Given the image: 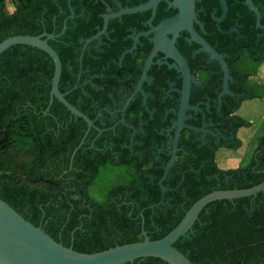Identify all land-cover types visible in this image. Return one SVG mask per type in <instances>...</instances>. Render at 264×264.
I'll use <instances>...</instances> for the list:
<instances>
[{"label":"flooded vegetation","instance_id":"obj_1","mask_svg":"<svg viewBox=\"0 0 264 264\" xmlns=\"http://www.w3.org/2000/svg\"><path fill=\"white\" fill-rule=\"evenodd\" d=\"M54 1L53 30L46 33L56 35L48 44L64 69L59 90L91 121L88 126L57 100L60 144L61 128L72 121L83 131L89 164L140 174L154 197L145 208L151 216L175 197L182 198L181 210L193 188L231 190L232 169H207L210 154L238 148L237 111L250 99L243 61L264 58V0H252L261 26L245 0H225V12L221 0H195V36L166 22L178 13L172 0L145 9L138 8L150 0ZM251 159L240 168L254 171ZM122 183L112 180L108 187Z\"/></svg>","mask_w":264,"mask_h":264},{"label":"trees","instance_id":"obj_2","mask_svg":"<svg viewBox=\"0 0 264 264\" xmlns=\"http://www.w3.org/2000/svg\"><path fill=\"white\" fill-rule=\"evenodd\" d=\"M56 7L54 0H0V42L13 35L52 32ZM53 70L50 57L31 46L13 45L0 53V198L55 241L82 253L141 241L142 226L151 240L162 238L195 201L210 191L190 189L189 200L181 210L178 206L182 198L175 197L169 204L155 207L156 215L151 216L145 208L154 199L152 192L140 174L132 171L126 176L117 173L113 180L125 183L110 185L105 201L96 200L90 193L91 186L108 165L89 164L84 144L70 165L83 131L71 121L67 129L61 128L64 142L60 144L55 121L60 104L55 98L48 110L51 115L44 114ZM248 76L244 71V89L251 98L255 94ZM239 119L238 127L249 126ZM238 144L239 140L233 148ZM255 154L249 165L255 166L254 171L239 167L227 172L235 175L230 189H246L263 181L264 136ZM213 158L210 154L213 164L207 174L225 173ZM193 229L189 238L174 243L193 264H264V192L207 204ZM134 261L165 263L154 257Z\"/></svg>","mask_w":264,"mask_h":264},{"label":"water","instance_id":"obj_3","mask_svg":"<svg viewBox=\"0 0 264 264\" xmlns=\"http://www.w3.org/2000/svg\"><path fill=\"white\" fill-rule=\"evenodd\" d=\"M161 0H150L138 9L156 6ZM248 8L254 12L256 22L260 25V12L252 0H245ZM172 5L178 10L175 17L166 22L179 27H186L192 34V23L196 18L195 0H172ZM223 11L226 9L225 0H221ZM137 9V10H138ZM56 35L46 32L40 35H13L0 42V53L13 45H27L45 52L53 62L54 70L49 91V105L55 98L69 111L71 115L80 117L91 125V121L78 111L65 94L59 90L62 73V63L53 47L48 44L49 39ZM81 143L71 154V161ZM264 192V179L256 186L246 189L215 190L195 201L185 211L179 223L165 236L151 240L142 228L141 241L117 245L94 253H82L66 247L55 241L40 227L24 219L8 203L0 198V264H125L145 257H154L166 264H193L174 243L188 235L199 213L207 204L214 201H231L237 198L255 196Z\"/></svg>","mask_w":264,"mask_h":264},{"label":"rangeland","instance_id":"obj_4","mask_svg":"<svg viewBox=\"0 0 264 264\" xmlns=\"http://www.w3.org/2000/svg\"><path fill=\"white\" fill-rule=\"evenodd\" d=\"M243 63V70L249 73L247 82L257 96L244 100L237 111L241 118L249 121V126H242L236 133L238 148L220 149L216 153V163L222 169L245 165L253 157L259 139L264 136V58L251 60L246 56ZM117 173V169L108 168L95 179L90 193L96 200L105 201L108 181L115 179Z\"/></svg>","mask_w":264,"mask_h":264},{"label":"crops","instance_id":"obj_5","mask_svg":"<svg viewBox=\"0 0 264 264\" xmlns=\"http://www.w3.org/2000/svg\"><path fill=\"white\" fill-rule=\"evenodd\" d=\"M246 100H248V99H246ZM245 120V119H244ZM247 121V120H246ZM247 122H249V121H247ZM238 138V137H237ZM239 139V138H238ZM215 163H216V155H215ZM216 165H217V163H216ZM218 166V165H217ZM219 167V166H218ZM220 168V167H219ZM220 169H222V168H220Z\"/></svg>","mask_w":264,"mask_h":264}]
</instances>
